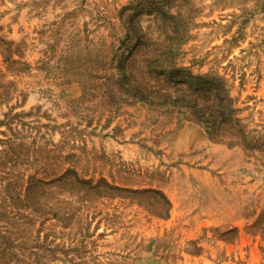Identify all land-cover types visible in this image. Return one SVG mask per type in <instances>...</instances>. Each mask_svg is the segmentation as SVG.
<instances>
[{
  "label": "rangeland",
  "instance_id": "rangeland-1",
  "mask_svg": "<svg viewBox=\"0 0 264 264\" xmlns=\"http://www.w3.org/2000/svg\"><path fill=\"white\" fill-rule=\"evenodd\" d=\"M0 264H264V0H0Z\"/></svg>",
  "mask_w": 264,
  "mask_h": 264
},
{
  "label": "trees",
  "instance_id": "trees-1",
  "mask_svg": "<svg viewBox=\"0 0 264 264\" xmlns=\"http://www.w3.org/2000/svg\"><path fill=\"white\" fill-rule=\"evenodd\" d=\"M165 59H166V57H165ZM164 62L167 65L170 64V61H168V59H166V61H164ZM153 63H155V61H152L151 65ZM160 66H162L161 62H160ZM168 67L169 66L164 65V68L159 69V71L154 70V73H155V76H157V77L168 78L167 84H170L171 82H174V81H171V79H172V73L171 72L174 71V69L170 68V69L166 70ZM152 72L153 71H149L148 73L150 74ZM167 74L169 75L168 77H167ZM184 82H185L184 80L183 81L180 80L179 83H176V85H179L182 87L185 85ZM156 91H159V89H157ZM194 92H195V90H194ZM194 92L188 93V94L186 92H183L184 94H182L178 97H172L171 95H166V97L164 99H161L159 97L151 98V97L145 95V93L141 92L138 88H135L134 92L131 93L130 95L135 100H138L139 102L148 103L154 107H160L161 106V107L169 108L172 110H175V109L185 110L196 122L204 125V127L206 128L207 133H208L210 138H214L216 140L223 139V136H224L223 130L225 128V123H226V120L228 118V116L225 114V112L229 111L233 114L234 109L230 108V107L227 108L226 104L224 103V100H222V98H220L218 103H217V112H216V109L211 110L210 107H208L206 109H200L198 107V98H197V96L194 95ZM156 93L158 94V92H156ZM206 114H207L208 119H205ZM216 119L220 120L218 122V124H216V122H217ZM164 198H165L166 210H165V213H161L162 214L161 216H163V217L168 215V213L170 211V207H171L170 201L168 199H166V197H164Z\"/></svg>",
  "mask_w": 264,
  "mask_h": 264
},
{
  "label": "crops",
  "instance_id": "crops-1",
  "mask_svg": "<svg viewBox=\"0 0 264 264\" xmlns=\"http://www.w3.org/2000/svg\"><path fill=\"white\" fill-rule=\"evenodd\" d=\"M216 151L225 152L229 154V157L231 156V154H233V151H230V149L228 148H223L222 146H216Z\"/></svg>",
  "mask_w": 264,
  "mask_h": 264
}]
</instances>
